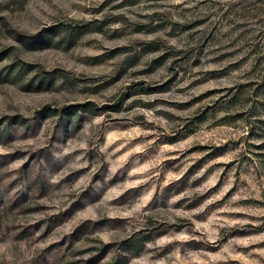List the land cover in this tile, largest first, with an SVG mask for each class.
Here are the masks:
<instances>
[{"label": "rangeland", "instance_id": "1", "mask_svg": "<svg viewBox=\"0 0 264 264\" xmlns=\"http://www.w3.org/2000/svg\"><path fill=\"white\" fill-rule=\"evenodd\" d=\"M0 264H264V0H0Z\"/></svg>", "mask_w": 264, "mask_h": 264}]
</instances>
